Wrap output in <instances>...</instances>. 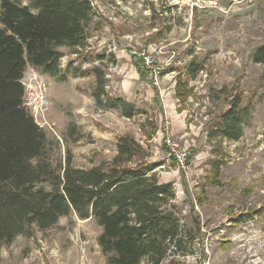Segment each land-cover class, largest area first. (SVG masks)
<instances>
[{
  "label": "rangeland",
  "instance_id": "1",
  "mask_svg": "<svg viewBox=\"0 0 264 264\" xmlns=\"http://www.w3.org/2000/svg\"><path fill=\"white\" fill-rule=\"evenodd\" d=\"M90 1L96 16L85 47L61 48L62 69L72 64L67 80L47 77L49 156L57 166L71 155L75 167L91 168L112 161L117 141L133 136L176 191L183 250L172 248L164 264H264V63L253 59L264 46V0ZM142 52L161 68L158 84L136 56ZM94 66L111 98L142 113L129 119L99 108L95 76L74 74ZM236 99L240 139L210 137ZM102 230L76 214L48 230L33 226L1 248L0 264H107Z\"/></svg>",
  "mask_w": 264,
  "mask_h": 264
},
{
  "label": "trees",
  "instance_id": "2",
  "mask_svg": "<svg viewBox=\"0 0 264 264\" xmlns=\"http://www.w3.org/2000/svg\"><path fill=\"white\" fill-rule=\"evenodd\" d=\"M0 0V250L33 226L48 230L61 217L76 214L102 227L98 244L107 264H164L173 248L183 250L180 217L172 183H162L158 163L148 164L145 151L131 135L121 137L110 162L78 168L72 156L58 166L48 154L47 133L23 104L22 78L28 67L47 77L67 80L63 47H85L96 13L90 0ZM100 58H104L100 55ZM253 59L264 63V46ZM140 65V64H138ZM200 68L190 67L192 75ZM75 75L93 74L99 108H113L133 118L142 113L105 91V73L94 66ZM240 99L219 119L209 136L237 141L242 135Z\"/></svg>",
  "mask_w": 264,
  "mask_h": 264
},
{
  "label": "built area",
  "instance_id": "3",
  "mask_svg": "<svg viewBox=\"0 0 264 264\" xmlns=\"http://www.w3.org/2000/svg\"><path fill=\"white\" fill-rule=\"evenodd\" d=\"M232 1L238 2L239 0ZM136 56L140 59L142 66L146 69L149 78L158 84V79L161 75V68L155 67V61L145 52L139 53ZM21 82L24 87L23 104L28 109L35 123L44 130H53L48 118V113L51 109V102L49 100V83L47 76L32 67H28ZM172 156L173 153L169 150L165 158L166 161L170 162ZM178 158H181L183 161L185 154Z\"/></svg>",
  "mask_w": 264,
  "mask_h": 264
}]
</instances>
